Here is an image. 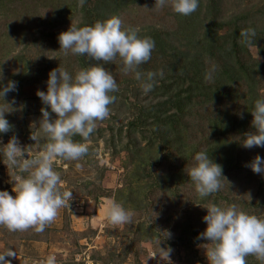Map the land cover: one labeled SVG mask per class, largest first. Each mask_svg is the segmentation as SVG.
<instances>
[{
	"label": "rangeland",
	"instance_id": "rangeland-1",
	"mask_svg": "<svg viewBox=\"0 0 264 264\" xmlns=\"http://www.w3.org/2000/svg\"><path fill=\"white\" fill-rule=\"evenodd\" d=\"M70 1L22 0L15 3V14L5 17L0 12V90L11 75H23L20 88L17 86L16 91L8 92L4 98L0 97V108L8 111L5 119L14 126L9 134L0 135V146L16 136L21 147H30L28 151L34 154L47 142L40 133V144H35L30 135L36 131L31 127L33 123L39 127L42 118L40 109L46 107L36 92L47 91L48 74L53 69L60 67L74 79L82 69L101 66L115 78L118 91L113 94L117 98L109 105V115L95 122L96 127L88 140L80 138L79 143L88 145L85 156L79 160L58 158L53 161V169L63 181L59 189L61 192H71V198L58 209L56 218L45 226L43 232H37L34 227L24 231H9L0 226L1 256H6L9 250L14 252V257H5L10 264H47L50 257L54 258V264H208L203 245L209 241L198 239L195 244L188 245L185 240H178L181 230L185 228L184 222L193 225L198 236L205 231L207 225L203 217L207 215V209L204 207L214 199L211 195L203 204L200 203L195 186L187 176V169L195 164L194 157L182 165L185 182L176 189L175 195L170 185H162L160 182L159 186L156 184L159 178L156 180L155 176L162 178L168 173L174 175L180 166L175 152L165 148L158 155L157 164L151 161L149 164L150 178L144 180V183H155V186L144 192L146 207L133 211L130 205H124L123 208L132 213L131 221L126 224L113 225L105 214L109 201L115 202L112 194L116 189L128 187V175L133 172L132 159L122 148L126 145L142 147L141 157L146 158L144 146L149 132L137 128L128 134L129 122L138 120L143 110H158L169 105L165 98H152L149 92L143 91V77L148 72L156 73L155 77H164L168 71L167 63L175 61V58L182 62L181 58L169 55L172 51L168 46L187 51L171 34L177 20L170 0H166L163 7H156L155 0H135L116 15L122 21V30L135 29L138 37H151L155 45L160 40L167 43L162 50L154 47L150 60L137 68V71L144 74L140 80L135 78V72L124 74L121 71L123 65L119 57L111 62H103L90 60L86 54L83 56L59 51V34L68 31L71 26L82 27L79 26L80 15L77 11L69 13V18L65 16V6ZM94 3V0H87V9H91ZM200 3L202 5L197 20L199 28L205 27L211 20L218 24H228L233 19L241 27L253 23L258 29L263 27L264 0H214L212 6L217 11L213 14L207 12L209 0H200ZM79 7L78 1L77 10ZM60 8L61 16L56 15L55 11ZM230 28L229 25L223 28L220 26L217 28V36ZM250 39L253 41V38ZM247 52L250 55L247 61L254 60L259 64L254 92L258 99H264V55H259L256 46L250 43ZM241 55L242 59L245 58L244 54ZM204 65L209 71L217 66V61L206 57ZM237 84L233 87L237 90L238 98L233 101H221L216 105L199 103L182 116L180 120L185 124L186 144L197 145L201 149L202 142L211 140L209 119L218 117L223 120L227 116L236 119L245 113V101L250 97V90L246 83L240 81ZM47 110L51 119L57 118L50 108ZM252 120L253 117H249V128L245 133L255 131L251 127ZM120 127L122 136L119 138L117 131ZM245 133L228 131L220 137L224 145L221 153L231 158V168L227 170L222 166L223 163L220 164L222 176L226 180L221 178V188L217 193H222L231 203L218 200L217 205L224 208L234 204L239 210L264 220V175L256 174L250 167H246L257 155L264 160V147L244 148L241 142ZM24 158H28L27 153ZM137 172L140 173L139 170ZM16 174L13 168H7L0 156V191H8L15 196L12 192V179H15ZM144 183L141 180L132 185ZM260 203L263 204L258 207ZM145 231L149 238L153 235L155 237L150 241L143 240ZM167 233L171 235L167 236ZM167 249H171L168 258ZM246 262L262 264L253 255L247 256Z\"/></svg>",
	"mask_w": 264,
	"mask_h": 264
},
{
	"label": "clouds",
	"instance_id": "clouds-1",
	"mask_svg": "<svg viewBox=\"0 0 264 264\" xmlns=\"http://www.w3.org/2000/svg\"><path fill=\"white\" fill-rule=\"evenodd\" d=\"M165 3L166 0H155L156 7H163ZM170 4L175 13L189 16L199 7V0H170ZM239 35L244 42L250 43V38L256 33L249 28L241 30ZM58 41L59 51L65 54H86L90 60L103 62H111L119 57L123 65L121 71L124 74L135 72L137 80L144 75L137 68L150 60L155 47L151 37L140 38L135 29L122 30V21L116 16L103 22L97 21L93 26H71L68 31L59 34ZM155 75L153 72L146 73L148 82L143 85L145 93L153 89ZM48 76L47 91L36 92L46 107L40 109L42 118L39 127L33 123L31 127L36 131L30 135L35 144H40L39 134L42 133L47 142L34 154L28 151L30 147H21L16 136L0 146L3 163L17 173L12 179L15 196L8 191H0V226L9 231L34 227L37 232H43L45 226L56 218L58 209L71 198L72 193L60 191L59 186L63 181L53 169V161L58 158L79 160L85 156L88 145L74 142L73 136L79 135L87 141L96 127L95 122L109 115V105L116 100L115 96L109 95L118 91L116 80L101 66L82 69L74 79L60 67L50 71ZM16 88V82L9 81L0 90V97L4 98ZM5 105L11 108L8 103ZM48 108L56 119H51ZM5 113L8 111L0 108V134H6L14 127L5 119ZM250 113L253 117L251 127L255 131L245 133L241 144L247 149L264 147V99H257ZM25 153L28 158H24ZM194 160L195 164L187 169V176L199 197L205 198L219 191L221 178L226 180L222 176V166L209 159L205 152L196 153ZM246 167L264 175V160L258 155ZM204 208L207 215L203 221L207 227L197 239L209 241L203 245L208 264H246L249 255L264 264V220L239 210L234 204L222 208L209 203ZM105 214L113 225L129 223L132 217L130 211L114 201H109ZM170 235L167 233V236ZM170 253L171 249H167V258ZM6 256L14 257L15 253L9 250ZM6 256H0V264H10L5 260ZM47 264H54V258L50 257Z\"/></svg>",
	"mask_w": 264,
	"mask_h": 264
},
{
	"label": "trees",
	"instance_id": "trees-1",
	"mask_svg": "<svg viewBox=\"0 0 264 264\" xmlns=\"http://www.w3.org/2000/svg\"><path fill=\"white\" fill-rule=\"evenodd\" d=\"M20 1L22 0H0L1 15L8 17L11 14H15L14 5ZM78 1L80 3L79 10H77ZM86 2L87 0H83V3H81V0H71L65 6L66 12H64L66 18H69L71 16L70 14L77 11L80 15L79 26H93L97 21L103 22L116 16L120 9L134 3L135 0H94L95 3L91 9H87ZM212 3H214V0H209L210 6L208 5V14H213L217 11L212 6ZM201 5L199 0V7L189 16H182L175 13L177 20L176 28L171 34L176 37L179 41L178 43L183 44L187 48V51L168 46L172 51L169 55L181 58L182 62H179L176 58L174 59L175 61H170V63H167L168 71L166 75L161 78L154 77L152 81L154 86L149 91L151 97L165 98L169 105L158 110H143L138 120L129 122L127 126L126 133L128 134L134 132L137 128L140 130H148L149 132L147 143L144 146V151L146 152L144 155L146 158L141 157L142 147L126 145L122 148L132 159L133 172L128 175V187L116 189L112 194L116 203L121 204L123 207L124 205H130L129 207L133 211H140L146 207L147 202L145 203L144 201V192H148L153 185L155 186V183H144V180L150 178V161L153 164H157L159 161L157 157L162 150L166 148L175 152V158L180 162V166L174 175L168 173L165 176L163 175L162 178L155 176L156 180L159 178L156 184L159 186L160 182L162 185H170L169 188L176 195V189L180 184L185 182L182 165L195 157L196 153L205 152L214 163L219 165L223 163L222 166L229 170L231 168V158L223 156L221 153L224 145L220 137L228 131L230 133H245L249 128L248 120L252 116L250 112L254 108V102L258 99L257 94L254 92V80L255 75L258 73L259 64L254 60L247 61V56L250 58L247 52L248 42H244L239 34L241 30L254 29L256 35L251 37L253 41L250 44L256 46L259 55H264V24L263 27L258 29L254 23L249 26H238L234 19L228 24H218L211 20V23L206 24L203 28H199L200 26L197 24V20ZM55 11L56 15H62L60 13L62 12L61 8ZM92 13L96 15H92ZM93 16H95V20L92 19ZM228 25L231 27L230 30L217 36V28H220V26L223 28ZM5 35L3 34L2 36ZM217 39L220 43L219 46L217 45ZM164 44L167 43L160 40L155 45V48L162 50ZM241 54H244L245 58L242 59L241 57L243 55ZM206 57L207 59L217 61V66L209 71L204 65ZM143 80L145 83L148 82L145 76ZM9 81H15L20 88L23 84V75H11L6 82L8 83ZM240 81L246 83L250 90V97L245 101L246 110L242 114L243 118L230 119V116H227L223 120L218 119V117L209 119L208 124L211 140L208 139L202 142L203 147L201 149L197 145L186 144L185 124L180 120L182 116L188 113L190 108L197 106L199 103L216 105L221 101L231 102L238 98L237 90L233 86L238 85L237 83ZM7 83L1 85V89L7 86ZM109 95L117 98L116 94L110 93ZM10 132L0 135L5 136ZM121 132L122 129L120 127L117 131L119 138L122 136ZM80 138L81 136L79 135L73 136L74 142H79ZM167 154H170V152ZM145 159H147L146 162H144ZM138 170L140 173L137 172L136 174ZM141 180L144 185H132L134 182H140ZM211 195L214 197L212 203L216 205L218 200H225L227 204L231 203L220 192ZM211 195L200 198V203L203 204ZM262 204H257V206L260 207ZM184 227L180 232L178 240L181 242L185 240V243L188 245L195 244L198 240V233L194 226L188 222H184ZM141 229L143 230V227ZM143 233L146 234L147 232L145 231ZM142 237L143 240L150 241L155 235L149 238L147 234H143ZM254 262H246V264H256Z\"/></svg>",
	"mask_w": 264,
	"mask_h": 264
}]
</instances>
